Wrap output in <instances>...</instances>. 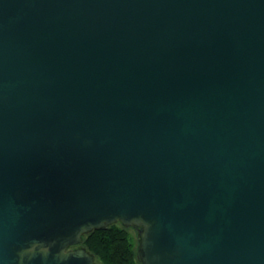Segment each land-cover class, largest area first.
<instances>
[{
  "label": "water",
  "instance_id": "water-1",
  "mask_svg": "<svg viewBox=\"0 0 264 264\" xmlns=\"http://www.w3.org/2000/svg\"><path fill=\"white\" fill-rule=\"evenodd\" d=\"M264 264V0H0V264Z\"/></svg>",
  "mask_w": 264,
  "mask_h": 264
},
{
  "label": "trees",
  "instance_id": "trees-1",
  "mask_svg": "<svg viewBox=\"0 0 264 264\" xmlns=\"http://www.w3.org/2000/svg\"><path fill=\"white\" fill-rule=\"evenodd\" d=\"M82 245L94 255L97 264H140L136 258V232L120 223L85 234Z\"/></svg>",
  "mask_w": 264,
  "mask_h": 264
},
{
  "label": "rangeland",
  "instance_id": "rangeland-1",
  "mask_svg": "<svg viewBox=\"0 0 264 264\" xmlns=\"http://www.w3.org/2000/svg\"><path fill=\"white\" fill-rule=\"evenodd\" d=\"M133 232V231H132ZM134 233V232H133Z\"/></svg>",
  "mask_w": 264,
  "mask_h": 264
}]
</instances>
